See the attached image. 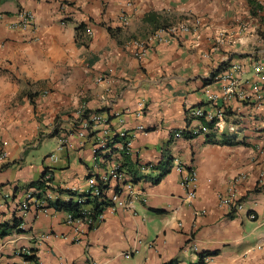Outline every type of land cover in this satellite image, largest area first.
Masks as SVG:
<instances>
[{"label": "crops", "instance_id": "1", "mask_svg": "<svg viewBox=\"0 0 264 264\" xmlns=\"http://www.w3.org/2000/svg\"><path fill=\"white\" fill-rule=\"evenodd\" d=\"M21 10L34 26L14 27ZM0 43V191L12 193L0 223L24 225L0 234V264H264V0H0ZM199 107L218 113L207 132ZM91 113L102 119L81 137ZM125 133L135 193L94 228L78 231L68 210L17 207L31 189L86 191L125 161L123 141L104 158ZM178 163L197 171L192 200ZM47 171L50 186L35 187ZM106 184L110 197L119 184ZM233 190L236 211L221 201Z\"/></svg>", "mask_w": 264, "mask_h": 264}, {"label": "built area", "instance_id": "2", "mask_svg": "<svg viewBox=\"0 0 264 264\" xmlns=\"http://www.w3.org/2000/svg\"><path fill=\"white\" fill-rule=\"evenodd\" d=\"M21 21L14 25V27L22 26L24 28L34 26L35 25V14L29 10H21ZM124 23L128 22L126 17H123ZM190 26L188 24H183L182 26L171 25L168 27L161 28L158 32V37L163 38L165 35H175L181 30H189ZM93 34V29L91 26H84V28L79 32V39L82 42H87ZM1 45V43H0ZM136 56L138 58H143L148 51V43L147 41H136ZM235 70L240 69L239 65L233 66ZM254 68L257 71L262 69V65L260 63H256ZM264 78V76H263ZM236 85V80H232L231 85L227 88L229 92L234 90V86ZM218 113H214L211 111H206L202 108H196L193 110V116L196 118H202L204 120L203 123L199 126L200 132H207L209 130V123L218 124L219 122L216 121ZM102 117L97 113H91L88 117L83 119L81 122L80 127L78 128V134L83 137L87 134L88 130L90 129L91 120L97 122L101 120ZM234 128V127H233ZM138 129H144L143 126H138ZM124 135V134H123ZM183 130L177 131L176 136L180 137L183 136ZM132 138L128 134L126 135V139L124 141V152L131 153L132 149ZM103 147H106L104 144ZM8 157V152L3 145V142L0 141V163L4 162ZM54 157V156H52ZM102 157H100L101 159ZM99 159V160H100ZM104 158L101 159L103 161ZM177 168L180 171H183L182 183L187 190V198L192 200L197 195V171L193 167H186L182 163L177 164ZM113 178L118 181V188L114 194L110 197V203L107 205L108 208L112 210H116L119 207L126 206L129 202L128 199L135 193V187L133 179L127 174V172L122 168L121 163H115L102 177H98L95 174H91L88 178V188L81 194H90L91 198L99 197L101 198L102 195L105 194V189L103 185L109 182V180ZM240 178V177H239ZM237 178V181L239 180ZM44 180L47 186H50L52 180V173L46 172ZM128 191L129 195L124 196L123 193ZM57 192L46 188L45 190H35L31 189L26 193V196L23 200H20L17 203V207L22 211H28L32 207H34L37 211H44L48 209L51 205V202L57 199ZM12 197V193L8 191H0V207L7 204L8 200ZM71 198V195H68L67 199ZM79 202H82V206L78 211L79 215L74 216L73 213L69 212V222L74 224L78 231H84L87 229H92L96 226L97 223L101 222L104 218V210L95 214V206L93 203H86L88 196L87 195H76L74 197ZM222 203L226 204L230 210L236 211L237 209L242 207V201L236 196V192L233 190L229 195L224 196L221 198ZM251 218H256V214L254 212H250ZM23 223L20 227H23ZM193 249L196 250L198 247L196 245L193 246ZM25 254V250L21 251ZM20 252V253H21ZM91 264H98L97 262L93 261Z\"/></svg>", "mask_w": 264, "mask_h": 264}, {"label": "trees", "instance_id": "3", "mask_svg": "<svg viewBox=\"0 0 264 264\" xmlns=\"http://www.w3.org/2000/svg\"><path fill=\"white\" fill-rule=\"evenodd\" d=\"M166 27V26H165ZM84 28V24H81L77 27V39H79V32ZM111 32L114 33V30L112 28H109ZM81 41V40H80ZM211 125V124H210ZM185 136L187 137H192V135H190L188 132L184 131ZM126 135H128V133H125L124 135H116L113 139V142H110L107 145V149L108 151L104 154V158L106 160L110 159L112 156V153L115 151V147H113L114 143L117 141H125L126 139ZM123 157L125 159V161L122 162L121 166L124 170L130 171V167L132 166V159L130 156V153L128 152H124V148H123ZM45 174L42 177V179L38 180L37 182L34 183L35 187L41 189V188H46L48 187L46 185V182L44 180ZM137 179L134 178L133 181H136ZM108 187V184H104L103 188L106 189ZM45 190V189H44ZM64 190H62L63 192ZM68 195H71V198L69 199H62V198H57L56 200H54L53 202H51V205L53 207H55V209L57 210H68L70 213H73L74 216H78L79 213L78 211L80 210V207L82 206V202H79L78 200H76L74 197L76 195H87L88 198L85 201L86 203H93V206H95V214H97L98 212H101L105 209V207H107V205H109L110 203V199L107 197L106 194L102 195L101 198L96 197V198H91L90 194H81V193H77V192H73L71 190H68ZM15 222L13 224L10 223H0V234L1 235H7L13 231H24V229L22 227H20V225L22 224V220L16 218L14 220ZM32 257V256H30Z\"/></svg>", "mask_w": 264, "mask_h": 264}]
</instances>
